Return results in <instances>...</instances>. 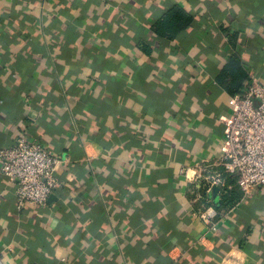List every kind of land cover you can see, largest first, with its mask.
Listing matches in <instances>:
<instances>
[{
  "label": "crops",
  "instance_id": "0c3cea01",
  "mask_svg": "<svg viewBox=\"0 0 264 264\" xmlns=\"http://www.w3.org/2000/svg\"><path fill=\"white\" fill-rule=\"evenodd\" d=\"M172 3L196 19L177 40L152 30ZM245 8L264 19V0H0V148L24 133L62 157L46 205L19 208L0 170L4 264H264V187L216 197L211 232L180 172L224 152L222 25ZM242 28L264 83V27Z\"/></svg>",
  "mask_w": 264,
  "mask_h": 264
},
{
  "label": "built area",
  "instance_id": "2783aa9c",
  "mask_svg": "<svg viewBox=\"0 0 264 264\" xmlns=\"http://www.w3.org/2000/svg\"><path fill=\"white\" fill-rule=\"evenodd\" d=\"M232 112L224 120L225 146L216 159H203L181 168L196 213L210 231L228 211L219 209L221 199L234 184L245 195L264 187V83L251 80L242 93L232 96ZM62 157L37 138L21 134L13 146L0 148V170L6 182L15 185L18 207L29 203L46 205L58 184L56 171ZM218 187L217 193L214 190ZM13 251L12 246L8 247ZM4 249L0 248V264Z\"/></svg>",
  "mask_w": 264,
  "mask_h": 264
},
{
  "label": "trees",
  "instance_id": "16d2710c",
  "mask_svg": "<svg viewBox=\"0 0 264 264\" xmlns=\"http://www.w3.org/2000/svg\"><path fill=\"white\" fill-rule=\"evenodd\" d=\"M248 15L244 16L241 19H236L231 21L228 24L222 25V29L226 33L228 39L230 40L233 46V52L222 64L221 69L216 74L215 79L219 87L225 90L230 95L234 96L240 94L245 89L248 82L251 81V72L252 68L245 62L243 52L246 47L249 48L253 46V43L247 42L245 38L241 37L243 25L252 26L253 24L264 27V19L258 18V14L252 12L250 9L244 10ZM196 24V19L194 14L183 7L178 3H172L169 5L167 10L157 18L152 24V30L157 34L159 38L166 37L169 40L179 39L183 33ZM203 25V23H200ZM203 34V33H202ZM204 38V34L201 35ZM243 39V40H240ZM143 43V47L147 52H151L152 46L146 41ZM258 47H262L263 43L257 41ZM252 49L256 48L255 46L251 47ZM231 194L227 193L224 195L219 203L221 205L231 202Z\"/></svg>",
  "mask_w": 264,
  "mask_h": 264
},
{
  "label": "water",
  "instance_id": "95a60500",
  "mask_svg": "<svg viewBox=\"0 0 264 264\" xmlns=\"http://www.w3.org/2000/svg\"><path fill=\"white\" fill-rule=\"evenodd\" d=\"M215 190L217 191L218 190V187H216Z\"/></svg>",
  "mask_w": 264,
  "mask_h": 264
}]
</instances>
